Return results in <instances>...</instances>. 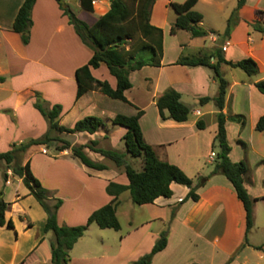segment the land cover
<instances>
[{
    "label": "crops",
    "instance_id": "1",
    "mask_svg": "<svg viewBox=\"0 0 264 264\" xmlns=\"http://www.w3.org/2000/svg\"><path fill=\"white\" fill-rule=\"evenodd\" d=\"M22 1L0 0V76H4V81L0 82V152L7 151L13 143L39 137L46 131V121L33 103L36 92L46 98L45 88L48 87L57 91V94L50 98L49 105L55 103L61 105L59 124L64 125V118L71 117L68 126L71 127L78 119L87 115H95L105 121V127L94 133H64L63 138L69 140L71 144H85L90 140H97V146L106 147L101 143L107 140V147L116 149L123 139L113 143L112 133L121 125H112L110 119L117 113L133 115L137 109H142L139 124L144 140L153 147L159 159L173 163L187 173L186 162L188 158L194 156L199 144L213 147L219 110L214 100L200 104L199 98L204 96L213 98L217 94L218 84L211 68L186 66L176 64L175 61L182 56L220 52L226 60L237 61L250 56L257 62L258 73L254 76L247 75L241 69V72H233L234 67L226 63L219 65L221 74L227 80L222 112L226 116L240 114L245 118L243 127L239 122L227 119L225 129L230 146L229 158L233 162L242 159L247 161L248 171L244 175V186L252 198H257L253 206L254 223L246 234V241L243 205L224 175L210 174L213 168L205 172L203 166H195L194 176H208L204 185L196 190L198 194L196 201L191 199L181 201L189 188L172 182L170 197L159 196L153 203L146 204L170 210L169 219L158 218L164 226L166 225L165 227H168L167 245L158 253L170 248L171 239L174 234L177 236L180 228L183 230L181 233L191 235L193 241L205 248L207 259L199 256L201 260L196 259L195 264H259V261H264V243L251 240L253 228L264 227V220L262 223L257 220L255 205L264 202V193L259 191L262 189L264 178V130L255 129L258 118L264 114V94L254 85L256 81L264 79V30H257L256 37L248 30V20L254 22L255 19H259L264 24V18L257 15L258 10L264 11V0H245L238 11V22L229 35L224 36L219 42V33L213 34L210 39L211 46L206 52L196 50L188 40L177 43V53L171 57H167L164 41L166 16L162 23L152 21L157 1L155 0L151 8L150 22L163 30L161 65H145L130 72L132 87L125 91L128 102L110 98L97 89L89 90L76 99L75 70L88 62L93 54L92 49L81 41L56 0H35L31 10L29 42L24 44L20 34L11 29ZM63 1L89 23L104 14L111 3L110 0H93V11H85L79 0ZM233 1L234 5L222 12L221 9L227 0H197L193 9L202 15L199 25L205 30L210 28L204 18L205 11L197 9L199 3L216 6V12L220 13V19L224 22L237 4V0ZM247 10H251L252 15H246ZM178 31L173 35H177ZM203 37L205 36L190 35L189 39ZM202 41V48H205V41ZM185 49L187 51H184ZM209 60L215 63L217 59L216 56H210ZM90 71L93 77L106 80L115 88L116 79L105 63L101 62ZM136 76L142 80L141 89L139 94H132ZM65 86L69 90L67 96L64 93ZM167 88L178 91L181 101L186 105L192 106L191 104L196 101L201 107H194L185 121L161 117L155 101ZM164 113L167 115L166 110ZM199 120L203 124L202 128L196 126ZM124 129L126 132L125 127ZM84 150L93 160L104 162L106 159L87 147ZM27 160L32 174L43 187L55 195L64 194L63 196L71 201L69 216L63 211L65 208L63 203L57 210L56 217L60 225L82 223L93 210L108 203L113 196L105 191V187L110 181L116 182L117 176L121 174L115 165L114 169H109V166L103 170L87 167L72 155L70 149L55 150L49 155V146L45 145L31 146L23 155V162ZM1 166L2 162L0 197L8 203L4 217L6 221L8 219L12 221V227L6 223L0 226V264H52L50 252L52 235L43 230L47 219L45 210L29 193L22 178L8 170V178L5 181ZM121 184H128V179L122 180ZM119 197L120 194L117 197L118 201ZM28 222L31 225H28ZM241 244L244 245L237 251ZM248 250L255 253L254 259L249 257Z\"/></svg>",
    "mask_w": 264,
    "mask_h": 264
},
{
    "label": "trees",
    "instance_id": "2",
    "mask_svg": "<svg viewBox=\"0 0 264 264\" xmlns=\"http://www.w3.org/2000/svg\"><path fill=\"white\" fill-rule=\"evenodd\" d=\"M56 1L60 4V0ZM79 1L85 11H93V0ZM110 1L109 9L91 23L79 17L67 4L65 6L59 5L81 41L93 51L88 62L75 70L76 99L89 90L97 89L110 98L128 102L125 91L132 87L129 79L130 72L145 65H161L163 30L150 22L151 8L155 0H132L131 3L124 0ZM196 2L197 0H184L180 3L169 2L176 13L175 20L170 27L171 34H174L178 29L188 31L192 37H202L207 34L206 30L199 25L202 20L201 13L193 9ZM34 3L35 0H23L12 22L11 29L20 34L21 41L24 44L29 42L32 24L31 10ZM244 3L245 0H237L235 8L227 19L224 36H228L231 29L238 22V11ZM257 15L264 18V11L258 10ZM253 26L260 31L263 30L256 23ZM210 56H216L215 63L210 62ZM101 62L105 63L109 72L115 77V88L111 87L106 80H99L92 76L90 69L98 67ZM175 63L186 66H207L212 69L213 77L217 81L218 91L213 98L208 96L199 98L200 104L211 99L214 100L219 110L217 114V131L213 139V145L216 143L219 150L215 153L214 166L210 174H222L232 184L236 196L245 210L246 241V234L254 223L253 206L257 198H252L244 186V175L248 171L247 161L242 159L233 162L229 158L230 146L225 129L227 119L239 122L240 126L243 127L245 118L240 114L226 116L222 112L227 80L221 74L219 65L226 63L231 67L243 70L249 76H254L258 73L257 62L250 56L237 61L226 60L220 52H215L209 55L182 56ZM3 81L4 76H0V82ZM254 85L259 92L264 94V79L256 81ZM155 105L161 117L171 118L175 121L187 120L192 110L189 105L181 101L180 93L173 88H167L156 99ZM33 106L45 118L47 130L39 137L13 143L7 151L0 152V162H2L3 179L7 180L8 170L13 175L22 178L23 184L29 193L35 197L45 210L47 219L43 230L45 233H51L52 235L50 240L52 264H68L70 261L69 251L90 224L95 223L101 228L119 230L120 225L116 216V208L119 203L117 197L126 190L129 191L131 200L134 203L142 205L153 203L159 196L170 197L172 195L170 184L175 182L189 188L186 196L181 201L186 199L196 201L198 199L196 190L204 185L208 176H199L198 182H194L179 166L157 157L153 147L143 138L139 124V118L143 114L142 109H137L133 115L117 113L110 119L111 124L126 128V132L122 137L125 151H120L111 147L97 146V140H90L85 144H71L69 140L61 136L63 133H94L99 128L105 127L106 124L102 118L87 115L78 119L71 127L61 125L59 124L61 105L58 103L45 105L39 92L35 93ZM165 110L167 115L164 113ZM196 126L202 128L203 124L199 120L196 122ZM255 129L258 131L264 130V114L258 118ZM104 137L106 138L107 135L105 134ZM52 144H54L56 151L70 149L72 155L87 167L97 170L107 169L108 166L104 162L93 160L87 155L84 150L87 147L111 161L116 167H122L128 179V184L108 182L105 190L113 196L112 199L93 210L84 224L74 226L58 224L56 214L62 203L61 200L52 196V192L43 187L32 174L29 161L23 162V155L31 146H50ZM129 157L142 158L140 170L133 167ZM7 206L8 203L0 197V226L6 223L9 227H12V221L10 219L6 221L4 217ZM28 225H31V223L28 222ZM167 237L168 227L160 232L151 250L132 264H152L154 255L166 247ZM243 245L241 244L237 251Z\"/></svg>",
    "mask_w": 264,
    "mask_h": 264
},
{
    "label": "rangeland",
    "instance_id": "3",
    "mask_svg": "<svg viewBox=\"0 0 264 264\" xmlns=\"http://www.w3.org/2000/svg\"><path fill=\"white\" fill-rule=\"evenodd\" d=\"M124 1H126L127 3H131L132 0ZM170 1L180 3L184 0H157L154 5L155 11L152 18L153 23H162V19L166 16V24L164 25V41L167 57H171L177 53V43H183L189 40L188 43L192 44L196 50L200 49L201 51L206 52L207 49L211 46L210 39L213 34L219 33V42L223 40L227 21L223 22L220 19V13L216 12V6H210L208 4L201 3H199L197 9H200L203 12L205 11V21L208 25H210V28L206 29L207 34L205 35V37L196 38V40H193L192 38L189 39L190 34L184 29H178L179 31L177 35L171 34L169 28L174 22L176 13L169 5ZM57 3L58 5L61 4H59V2ZM232 5H234V1L227 0V2H225V4L223 5L221 11H227V9H229V7H231ZM250 14L252 15V11L247 10L246 15L250 16ZM254 23L260 26L263 30L264 24L259 19H255L254 22L248 20L249 33L253 37H256L258 34L257 30L259 29H256L253 26ZM209 30H211V32ZM202 40L205 41V48H202ZM184 51L187 50L185 49ZM233 70H235L233 72H241L239 68H233ZM141 82L142 80L139 76H136V78H134V88L132 89V94H139L141 89ZM45 90L46 98H44L41 94L40 96L45 102V105H49L50 98L54 97L57 94V91L53 88L49 89L48 87L45 88ZM64 91L67 96V94L69 93L67 86H65ZM191 105V109H193L194 107H201V105L196 101ZM148 114L150 116L151 113L149 112ZM43 119L45 120L44 117ZM71 120V117L64 118V125L69 126ZM124 132L125 129L124 127L122 128V126L118 127V130H114L112 133L113 143L122 140V137L125 134ZM61 136H64V133L61 134ZM194 138L195 137H193V139ZM198 141L202 143L200 140ZM101 145L107 147L108 141L103 140ZM54 147V144L49 146V155L55 152ZM116 149L125 151L123 140L118 146H116ZM210 150L218 152L219 148L216 143L213 145V147L210 148L203 144L200 146L199 144L198 150L194 151V156L188 158L186 162V171L188 174L184 170L183 171L187 176L192 178L194 182H198L199 177L194 176L193 171L196 165L203 166V171L205 172L208 171L209 168H213V161L209 160L212 158L214 159L215 157H210ZM129 161L134 168L138 170L141 169L142 158L129 157ZM104 163L108 167L110 166L109 169H112L114 167V164L108 159H105ZM118 173L121 174L120 176H117L116 182L121 183L122 180H127L122 167L118 168ZM262 180V189H260L259 191L261 193H264V178ZM63 195L64 194H62V196H59L58 194L55 195L54 192L52 193V196H54L55 198H59L64 204L65 208L63 211H65V214L69 216L68 211L71 201L68 200L69 198L67 199ZM255 205L257 209V220L259 223H262L264 220V202H258ZM168 210L166 207L160 208L152 204H136L131 200L129 191L122 192L120 194L119 203L116 208V216L120 225V229L114 230L112 228H101L95 223L90 224L84 231L83 235L76 241V243L69 251L70 261L68 262V264H132L134 261L151 250L152 246L157 241L160 232L166 228V225L164 226L159 219H169L170 210ZM84 223L85 221L74 225H80ZM178 229L180 231L177 236L176 234L173 235L170 248L158 253L156 256L154 255L155 257H153V264H195L194 262H196V259H198L199 256L200 258L203 257L205 260L207 259V257H205L206 251L205 248L202 247V244L193 241V237L191 235H185L184 232L181 233L183 231L182 229ZM251 240H253L254 242L261 241L264 243V227H254L251 234ZM249 252V257L254 259L255 253H251V251ZM200 258L198 260H201ZM259 264H264V261H259Z\"/></svg>",
    "mask_w": 264,
    "mask_h": 264
},
{
    "label": "built area",
    "instance_id": "4",
    "mask_svg": "<svg viewBox=\"0 0 264 264\" xmlns=\"http://www.w3.org/2000/svg\"><path fill=\"white\" fill-rule=\"evenodd\" d=\"M223 49H225V46H223ZM210 156H215V153L211 151ZM9 172V171H8Z\"/></svg>",
    "mask_w": 264,
    "mask_h": 264
},
{
    "label": "water",
    "instance_id": "5",
    "mask_svg": "<svg viewBox=\"0 0 264 264\" xmlns=\"http://www.w3.org/2000/svg\"><path fill=\"white\" fill-rule=\"evenodd\" d=\"M60 2H61V4H62V6L65 5V2H64L63 0H60Z\"/></svg>",
    "mask_w": 264,
    "mask_h": 264
}]
</instances>
